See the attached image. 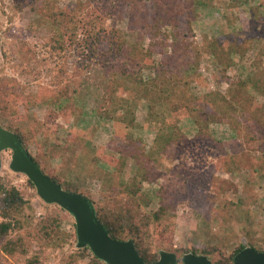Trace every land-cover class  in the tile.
I'll return each mask as SVG.
<instances>
[{
	"label": "trees",
	"instance_id": "1",
	"mask_svg": "<svg viewBox=\"0 0 264 264\" xmlns=\"http://www.w3.org/2000/svg\"><path fill=\"white\" fill-rule=\"evenodd\" d=\"M124 1L96 0L97 8L101 7L103 15L98 14V27L95 30L90 29L87 33L86 27H82L85 31L83 38H75L73 33L63 30L64 25L75 28L73 32L80 27V19L74 8H80L81 1L63 7L56 0H45L38 5L31 0H15L14 6L18 10L30 6L38 21L41 19L53 26L51 34L44 41L51 56L62 55L76 43L84 47L86 58L96 57L100 60V55H104L102 65L113 75L105 91V104H101L95 112L113 120L114 134L109 144L111 150L93 144L91 136L95 129L91 126L81 128L77 124L71 126L66 136L57 135L45 147L44 143H36V135L38 128H45L47 122L34 119L31 114L25 115L28 120L21 119L18 113L21 104L28 106L44 99L56 105L65 120L73 117L79 122L83 115L88 114L75 99L77 87L66 80V65L57 68L52 84L40 85L36 93L27 91L17 78L1 75L0 121L19 136L44 172L65 189L79 193L94 204L98 219L114 238H132L140 255L146 261L153 262L158 259L161 248L175 250L172 245L173 229L168 221V216L175 214L179 200L174 188L177 182H182V189L194 182L196 178L193 174L200 171L205 155L213 158L222 156L225 171L231 174L240 175L244 170L243 187L250 195L246 204L254 199L256 186H253L254 180L250 179L249 172L264 174V156L254 161V150L264 151V85L261 83L264 82V72L257 76L254 73L258 70L246 76L240 75L229 87L236 86L232 94L221 92L218 87L230 79L228 71L234 65L233 54L244 57L254 43L264 44V15L259 13L261 3L249 18L241 19L237 13H233L228 21L230 31L221 33L220 26L211 29L195 27L200 10L212 6L214 0H148L142 13L143 22L138 24L142 29L139 38H143L145 32L149 37L147 46H144L127 39L115 24L113 14L117 4ZM247 1L230 0L227 7L236 9ZM107 12L109 14L104 16ZM209 31L219 33L212 35ZM199 34L205 38V43L198 44L195 40ZM17 53L27 64L36 61V53L30 42L20 41ZM204 54L212 56L220 67L211 77L202 70ZM45 60L47 58L43 57L44 63ZM143 70H148L149 75L145 77ZM206 80L215 83L217 88L205 92L194 89L195 84L207 85ZM125 90L134 92L135 97L126 98L123 95ZM259 93L263 97L261 101L258 100ZM133 99L147 103L146 124L155 127L156 134L149 147L135 133ZM184 118L193 121L195 137L189 138L182 131L180 122ZM220 124L224 126L223 129H218L221 128ZM212 126L219 127L212 129ZM224 130L228 134L219 133ZM30 143H36L37 155L29 150ZM159 154L178 159L171 171L175 177L168 178L171 180L162 183L156 192H144L143 181H155L161 174L151 165L152 159ZM184 156L201 163L191 167L190 163L184 161ZM51 158L58 160V165L52 168ZM128 160L133 163L130 169L132 175L124 179ZM184 170L192 174V178L186 177V174L184 176ZM90 179L101 182L102 199L99 201L80 189ZM199 180L202 185H207L205 180ZM27 185L36 190L29 178ZM35 195L28 196L25 190L6 182L0 174V264H46L41 250L33 252L32 243L37 241L42 245L44 241L50 242L64 233L62 226L71 214L57 204L46 203L45 213L34 225L21 216ZM151 195L159 199L156 209L148 208L152 203ZM216 196L215 192L211 193L207 202L216 204ZM226 202L237 208V216L232 218L231 215V218L242 221L239 229L248 243L255 247L252 238L257 230L248 224L251 220L250 208L244 206L243 197ZM217 218L220 223L226 222L225 215ZM75 236L77 239V231ZM237 236L232 234L223 243H208L204 247L193 245L180 250L205 253L213 264H234L235 255L246 246L243 236L234 241ZM181 259L182 256H179V264H182ZM78 260H83L82 264H107L89 246H76L71 254L62 257V263L67 264H76Z\"/></svg>",
	"mask_w": 264,
	"mask_h": 264
},
{
	"label": "rangeland",
	"instance_id": "2",
	"mask_svg": "<svg viewBox=\"0 0 264 264\" xmlns=\"http://www.w3.org/2000/svg\"><path fill=\"white\" fill-rule=\"evenodd\" d=\"M44 1L31 0L35 5ZM56 1L58 5L63 7L70 3L76 5L78 1L82 2L80 8L77 6L74 8L80 19V27L76 28L75 32H73L75 28L70 29L67 25L63 27V30H67L69 34L73 33V37L83 38L85 31L82 27L84 26L87 29V33L90 29L92 31L98 27L96 18L99 13L102 14V9H100L101 7L97 8L96 0ZM147 1L125 0L122 4H117L116 12L113 14L115 24L120 28L122 34H125L127 39L132 40V42H140L144 46H147L149 37L148 34H145L147 32H145L143 38H139V33H141L142 29L138 24L141 25V22H143L141 21L142 13L145 10ZM228 1L230 0H214L212 6L203 7L200 10L197 26H195L197 27L196 29L200 27H209L211 29V27L215 28L220 26V32L227 33L230 31L228 21L234 15L233 13H237L240 18H249L253 15V10H255L258 3H261L259 13L260 15H264V0H248L245 3H241V7L236 9L227 7ZM14 6L15 0H0V76L7 75L15 77L27 91L36 93L40 85L52 84L57 68L60 65H66L68 69L66 80L70 81L78 89L75 99L79 100L81 106L88 111V114L83 115L78 122L73 117L70 120H65L58 112L59 108L49 103L46 99L40 100L38 103H30L28 106L21 104L18 108V113H20L19 115H21L22 120H28L25 115L31 114L34 119H42L47 122L45 128H38L36 143H44L43 145L46 147L50 145L57 135L59 137L66 136L71 126L77 124L81 128L91 126L95 129L92 131L91 136L93 144L97 147L103 146V148L110 149V139L114 134L113 120L104 118L101 114L99 115L95 112L101 104H105V91L113 75L111 70L102 65L101 60H105L104 55H100V60L96 57L92 59L86 58L83 52L84 47L76 43V48L74 46L62 55L56 54L51 56L48 48L44 45V41L51 34L53 26L47 21L42 22L41 19L38 21L30 6H25L22 10H18ZM107 14L109 12L105 13L104 16ZM110 21L112 22V20ZM209 32L212 35L217 34V32L219 33V31ZM22 40L30 42L33 51L36 53V61L31 64L23 62L17 53L19 43ZM195 40L198 44L206 42L201 34L197 35ZM43 57L47 58L45 63L42 61ZM233 59L234 65L228 71L230 79H226L218 87L221 92H229L232 94L236 86L229 87L238 80V77H241L240 75L246 76L248 73L258 70L254 73L257 76L264 72L263 42L254 43L244 57L237 53L233 54ZM202 61V70L208 77L213 76L214 73L219 71V65L216 64L213 57L209 54H204ZM142 72L145 77L149 75L148 70H143ZM207 82V85L195 84L194 89L198 92H205L217 88L215 86L216 84H213L212 81ZM261 83L264 85V82L261 81ZM123 95L130 99L135 97L134 92L131 90H125ZM258 96V100L261 101L263 99L262 95L259 93ZM131 101L134 103L135 110V133L142 137L147 143V147H149L152 145L156 130L154 126L149 127L146 124L147 103L139 99H133ZM27 124L30 123L27 122ZM31 124L34 125V122ZM95 126L96 128H94ZM180 126L189 138L195 137L194 123L191 119L184 118L180 122ZM217 127L212 126V129H216ZM223 127L221 125V128L218 129H223ZM219 133L222 135L228 134L225 130L219 131ZM36 143L29 144V150L33 155L38 154ZM11 154V150L3 151V166L0 174L6 182L25 190L28 196L36 193L21 215L28 223H33L32 225H34L37 219L45 213L46 202L39 197L36 190L27 185L28 177L25 174L14 172L10 168ZM254 154L255 161L264 156V151L262 152L256 149L254 150ZM168 156L166 154H159L156 158L152 159L151 165L155 166L161 174L155 181H143L142 189L144 192H156L162 183L171 180H168V178L175 177L171 171L174 164L178 163V159H172ZM221 159H223L222 156L213 158L212 156L205 155L202 160V166L201 168L199 167L200 171H195V174H193L196 178L193 180V183L186 184L184 189H182V182L176 183L174 189L178 192L177 197L179 198L177 201V210L174 215L170 214L168 216V221L173 229L172 245L175 249L170 251H175L178 257L185 253L180 249L193 245L204 247L208 243H223L227 241L225 238H229L232 234L238 235L234 238V241L240 239L243 236L242 231L239 229L242 221H238L236 217L232 219L234 216H237L238 210L233 205L226 204V201L237 200L241 196L245 201L244 206L250 208L251 220H249L248 224L252 229L257 230L252 241L257 249L264 250V174H258L253 171L249 172L250 179L254 180L253 184L255 185L253 186H256V192L250 204H246L250 195L249 191L243 187V180L245 179L244 170L239 173L240 175L231 174L225 171V166L222 164ZM184 161L190 163L191 167L194 164L197 167V163H199V160L195 162L192 157L188 156H184ZM126 164L127 166L123 175L124 179H129L132 175L130 169L133 163L131 160H128ZM50 165L51 168L54 165H58V160L51 158ZM183 172L184 176L186 174V177L192 178V174H188L186 170ZM199 179L205 180L207 185H202ZM190 180L192 181V179ZM185 181L188 180L186 179ZM80 189L82 192L91 195L95 201L102 199L101 182L99 180L90 179ZM213 192L217 195V202L214 205L207 202L208 195ZM151 197L152 203L148 208L156 209L159 199L154 195H151ZM219 215L222 218L225 215L224 220L226 222L220 223L221 221L217 218ZM75 223V219L71 214V217L62 226L64 233L61 237L53 238L50 242L44 241L42 245L41 242L34 241L32 243L33 252L38 253L41 250L46 264H67L62 263V257L71 254L77 246ZM82 263H84L83 260H78L76 264Z\"/></svg>",
	"mask_w": 264,
	"mask_h": 264
},
{
	"label": "water",
	"instance_id": "3",
	"mask_svg": "<svg viewBox=\"0 0 264 264\" xmlns=\"http://www.w3.org/2000/svg\"><path fill=\"white\" fill-rule=\"evenodd\" d=\"M11 150L10 168L25 174L35 185L39 197L49 204H57L69 211L76 222L77 246H89L96 256L107 264H179L178 254L166 249L159 250L158 259L146 261L136 248L132 238L118 240L98 219L92 202L79 193L65 189L52 179L33 159L19 136L0 121V170L3 166V151ZM234 257V264H264V250L248 243ZM182 264H213L205 253L188 251L182 255Z\"/></svg>",
	"mask_w": 264,
	"mask_h": 264
}]
</instances>
